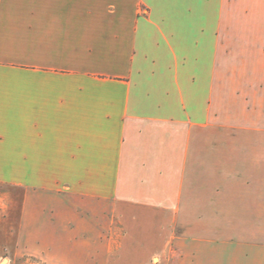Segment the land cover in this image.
Here are the masks:
<instances>
[{
  "label": "crops",
  "instance_id": "1",
  "mask_svg": "<svg viewBox=\"0 0 264 264\" xmlns=\"http://www.w3.org/2000/svg\"><path fill=\"white\" fill-rule=\"evenodd\" d=\"M0 183L14 258L264 264V0H0Z\"/></svg>",
  "mask_w": 264,
  "mask_h": 264
},
{
  "label": "rangeland",
  "instance_id": "2",
  "mask_svg": "<svg viewBox=\"0 0 264 264\" xmlns=\"http://www.w3.org/2000/svg\"><path fill=\"white\" fill-rule=\"evenodd\" d=\"M14 197V198H12ZM21 193L7 184L0 183V264H38L36 259L27 257H16L13 255V215L18 210H8L9 203L20 200ZM15 199V200H14ZM11 213V221L8 220V214Z\"/></svg>",
  "mask_w": 264,
  "mask_h": 264
}]
</instances>
